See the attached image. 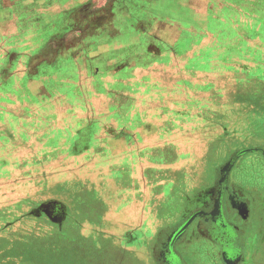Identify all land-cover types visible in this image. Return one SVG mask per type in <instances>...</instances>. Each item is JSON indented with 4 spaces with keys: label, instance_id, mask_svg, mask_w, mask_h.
I'll return each mask as SVG.
<instances>
[{
    "label": "rangeland",
    "instance_id": "374dc122",
    "mask_svg": "<svg viewBox=\"0 0 264 264\" xmlns=\"http://www.w3.org/2000/svg\"><path fill=\"white\" fill-rule=\"evenodd\" d=\"M203 12L176 42L136 36L113 43L118 20L95 9L57 35L33 11L14 12L0 28V135L18 119L31 122L28 138H0V264L32 253L36 264H117L115 237L150 263L140 232L155 230L152 215L168 213L174 198L205 193L230 158L244 178L258 175L245 186L253 192L246 215L257 226L243 264H264V0H212ZM135 178L148 183L153 211L130 195ZM96 192L101 212L88 209L98 207ZM77 195L91 197L87 217L79 212L69 222L68 208L82 206ZM52 197L68 208L53 206L49 218L28 215ZM69 223L79 227L73 239ZM129 225L137 228L133 241ZM126 255L120 264H129ZM198 255L207 260L205 250Z\"/></svg>",
    "mask_w": 264,
    "mask_h": 264
},
{
    "label": "crops",
    "instance_id": "0c3cea01",
    "mask_svg": "<svg viewBox=\"0 0 264 264\" xmlns=\"http://www.w3.org/2000/svg\"><path fill=\"white\" fill-rule=\"evenodd\" d=\"M211 1L212 0H66L65 2L66 5L75 4L73 5L74 8L70 9V8H67L66 6L63 9L66 12H64V15L62 16V18L61 17L60 18L58 17V18L60 20L62 19L65 25L66 24L71 25L72 20L68 15L72 13L83 15L85 13L87 14V13L93 12L94 9L95 11H100V12H103L104 14H106L107 12L109 13L112 12L110 17L116 21L118 20L117 26H116L117 32L113 33L111 37L112 39H110L111 42L113 43L120 42V41H127V40L134 41L136 40V36L141 38L142 41H148L150 43H153V42L162 43V42H169V41L176 42V41H179L178 38L180 36V33H183L185 29L183 27L184 24L186 26L192 25L194 27V24L198 23V21L200 22V18L204 14L203 12L204 9L206 7L208 8V3ZM25 10H30L33 12L34 11L41 12L42 13L41 16L38 17L39 19L38 24L43 27L45 25L46 26L56 25V18H54V20L51 19L48 11L61 10V7L57 5L56 0H0V28L2 29L3 26H5L7 23H10V21H12L10 19H12L14 12H18V14H21L22 12H25ZM121 13H123L122 18L120 16ZM120 18L125 19V20H121ZM55 32H57V29L54 28L52 33H55ZM41 37L44 38L45 34L42 35ZM146 38H149V39L147 40ZM19 57L22 58L23 56L20 55ZM20 62L21 61L18 60L17 66ZM3 69L4 67L0 66V77L4 75ZM15 74H16V68L12 70L10 76H14ZM1 121L3 120L0 118V123L5 122V121L4 122H1ZM15 123H16V126H13L14 127L13 131H16V136L14 135L13 131H10L8 132L9 135L1 134L0 135L1 140H4L6 138L9 140H13L14 137H17V136H20L22 139L26 137L28 138L29 134L27 131L28 129H30L28 125H31V122L29 121L28 124H22L23 122H21V120L18 119L17 121H15ZM17 123L19 126L17 125ZM18 128L19 130H17ZM0 132H3V130H0ZM22 132L26 133L27 136L23 137ZM5 144H3L2 147H5L4 146ZM129 165H133V163L131 164L129 163ZM244 174H245V171L241 170V173H237V169H236L232 174L233 180L236 183L240 184L239 180L242 179L241 180L242 183H244L245 186H248L246 185V183H249L248 181H251L250 179L252 178H251V175H248L249 178L248 177L246 178L249 180H246V178H244L245 177ZM116 179L115 181L117 182V184H121V182H123L122 178H116ZM259 179L263 181L261 177ZM141 182H143L142 185H141ZM242 183L241 185H243ZM176 186L179 187V184ZM129 187L132 188V194L130 195H133L135 197L134 201L136 203L142 204L146 206V208L148 209H150L153 206V201H152V196H151L152 191L149 189L148 183L146 181L135 178L133 180H130ZM142 191H145V192H142ZM179 191L180 193H182L183 192L182 188H180ZM179 191L176 192L177 195H179ZM90 195H93V194H90ZM23 197H21L22 199L19 198L20 199L19 201H22L24 199ZM88 198H91V197L85 196L84 198H81L78 196L77 202L81 203L82 206L78 205L79 208H77L76 210H72V208L69 206L71 209L70 210L66 202H63L62 200H60L59 197H56V198L52 197L42 202L40 200V202H38L36 206H33L32 212H30L28 215L33 216V218L35 217L40 218L42 216L48 217V213L42 209V206L45 203H51V205L53 206H63L66 209L68 208L69 211H73L72 212L73 214H77V212H81V213L86 212V214H83V215L80 214V215L82 217H87L88 211L86 209L85 204L89 203L87 201ZM95 198L97 199L98 207L97 208L89 207L88 209H92L91 210L92 212L94 211L101 212L102 209L105 210L106 209L105 203L102 205L99 202V199L101 198L99 193L95 196ZM170 202H171V207L168 213H164L163 211L160 215L159 214L152 215L150 225H152V228H153L154 221L157 220L155 221L156 223L155 230L153 229L152 233L149 230L148 234H147V231L140 232V234L143 235V239H142L143 243L145 245L151 246L149 253H151L152 245L154 243L153 241L155 240L154 236L156 235V233L160 231L161 229L167 230V228L170 225H176L177 223H179V221H181V216H180L181 211L179 210L180 198L178 199L174 198V200L172 199L170 200ZM166 204H167L166 209L167 208L169 209V202H167ZM139 208L143 210L141 205ZM150 210L153 211L152 209ZM240 212L242 213L241 210ZM136 214L137 213H135V215ZM3 216L0 215V220L5 221V218ZM136 218L142 219V216L137 215ZM147 224L148 223L144 224L143 222H141V223H138V225L136 226L137 228L145 227ZM107 225H108L107 228H110V229H113L114 227L112 221H107ZM253 226H257L256 223H252V226L248 228V231L246 234V239L248 240V242L251 241L250 239H252L253 237L252 236ZM137 228L131 225L125 227L126 233L127 231H128V234L129 232H131V238H130L131 241H133L134 239L133 233L137 232ZM111 235H114V233L110 232L107 234L106 237H109ZM81 237H84V236L82 235ZM115 239L118 240L117 237L113 239L114 244L112 245V248H111L115 256L114 260H117L115 263L120 264L121 263V260H120L121 253L123 254L127 253L128 256L126 255V257L129 260L128 262L129 264L130 263L131 264H143V263L150 264L149 262L145 260V257L143 259L135 253H134L135 255L134 254L131 255L130 253L132 250L115 245ZM6 248L7 250L9 249L8 246ZM26 248L27 247L24 246L21 251L26 250ZM27 250L30 251V249L28 248ZM129 254L133 257H129ZM183 254H184L183 259L186 261L187 264H210V263H205V261L195 260V258L193 259L191 254L188 252H183ZM36 259L37 258L35 254L32 253V254H27L26 256H23L22 258L20 257L17 260V262H14L13 260L12 261L8 260V261H1V264H36ZM151 261H152V258H151ZM37 264H39L38 261H37Z\"/></svg>",
    "mask_w": 264,
    "mask_h": 264
},
{
    "label": "flooded vegetation",
    "instance_id": "af4514ba",
    "mask_svg": "<svg viewBox=\"0 0 264 264\" xmlns=\"http://www.w3.org/2000/svg\"><path fill=\"white\" fill-rule=\"evenodd\" d=\"M56 2L61 10L48 11V13L51 19L56 18V25L53 27L58 31L57 35L62 26L70 25L58 23L59 18H62L66 12L63 9L66 6L73 9L75 4L66 5V0H56ZM29 12L30 10H25L20 16H27ZM40 14L42 13L34 11L33 16L37 17ZM68 16L77 24L88 21L79 14ZM228 161L230 163L225 162L224 166L219 167L217 182L209 186L205 193L200 191L183 196L184 199L179 203L181 221L176 225H170L167 230L161 229L158 232L153 241L150 264L154 257L153 264H187L183 259V252H188L193 258H197L201 250H205L207 255L205 263L217 264L219 260L223 264H243L246 258L244 252L250 246L246 234L253 222L251 212L246 215L245 209L246 203L248 206L252 204L250 193L252 190L233 180L232 174L237 169V162L232 166L234 159L230 158ZM261 178H264V174ZM72 212L70 211L68 220L71 219ZM67 230V234L73 239L79 227L77 224L69 223Z\"/></svg>",
    "mask_w": 264,
    "mask_h": 264
},
{
    "label": "trees",
    "instance_id": "16d2710c",
    "mask_svg": "<svg viewBox=\"0 0 264 264\" xmlns=\"http://www.w3.org/2000/svg\"><path fill=\"white\" fill-rule=\"evenodd\" d=\"M247 167H248V166H246V169H247ZM255 167H256V166H254L253 168H255ZM243 169H245V167H244ZM244 171H245V170H244ZM253 171H254V170H253ZM247 172H248L249 174L252 173V168L249 169V171H247ZM250 175L253 176L254 179H258V175H254V174H250ZM260 182H261V181H260ZM261 184L264 185V180L261 182ZM250 240H251V241H250V244H251V245H252V244L254 245V243H256V242H255L256 238H255L254 236H253L252 239H250ZM251 245H250V246H251Z\"/></svg>",
    "mask_w": 264,
    "mask_h": 264
},
{
    "label": "water",
    "instance_id": "95a60500",
    "mask_svg": "<svg viewBox=\"0 0 264 264\" xmlns=\"http://www.w3.org/2000/svg\"><path fill=\"white\" fill-rule=\"evenodd\" d=\"M42 209L47 212L49 215H52L53 213V205H51V203H45L42 206Z\"/></svg>",
    "mask_w": 264,
    "mask_h": 264
}]
</instances>
